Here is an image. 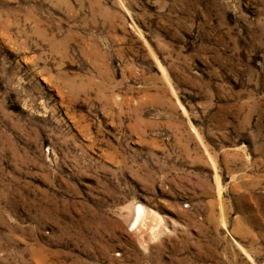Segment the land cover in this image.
<instances>
[{
    "label": "rangeland",
    "instance_id": "obj_1",
    "mask_svg": "<svg viewBox=\"0 0 264 264\" xmlns=\"http://www.w3.org/2000/svg\"><path fill=\"white\" fill-rule=\"evenodd\" d=\"M0 264H264V0H0Z\"/></svg>",
    "mask_w": 264,
    "mask_h": 264
},
{
    "label": "bare ground",
    "instance_id": "obj_2",
    "mask_svg": "<svg viewBox=\"0 0 264 264\" xmlns=\"http://www.w3.org/2000/svg\"><path fill=\"white\" fill-rule=\"evenodd\" d=\"M142 212L143 210H141V208H139V211H138V216L140 217L142 215ZM139 219V218H138Z\"/></svg>",
    "mask_w": 264,
    "mask_h": 264
}]
</instances>
